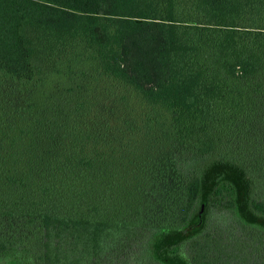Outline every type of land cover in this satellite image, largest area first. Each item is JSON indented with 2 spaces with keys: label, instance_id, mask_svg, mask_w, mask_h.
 <instances>
[{
  "label": "trees",
  "instance_id": "1",
  "mask_svg": "<svg viewBox=\"0 0 264 264\" xmlns=\"http://www.w3.org/2000/svg\"><path fill=\"white\" fill-rule=\"evenodd\" d=\"M128 244L264 264V0H0V264Z\"/></svg>",
  "mask_w": 264,
  "mask_h": 264
},
{
  "label": "rangeland",
  "instance_id": "2",
  "mask_svg": "<svg viewBox=\"0 0 264 264\" xmlns=\"http://www.w3.org/2000/svg\"><path fill=\"white\" fill-rule=\"evenodd\" d=\"M234 226L236 227V222L230 215L229 210L213 207L208 215V223L204 232L214 240H220L227 244L230 239L238 236Z\"/></svg>",
  "mask_w": 264,
  "mask_h": 264
},
{
  "label": "flooded vegetation",
  "instance_id": "3",
  "mask_svg": "<svg viewBox=\"0 0 264 264\" xmlns=\"http://www.w3.org/2000/svg\"><path fill=\"white\" fill-rule=\"evenodd\" d=\"M133 244H128L127 248L124 246L121 252L112 255V259H103L97 264H160L158 262H151L147 260L137 261L136 258H141L142 254L134 252ZM126 248V250H125ZM179 250L186 255L191 253L189 242H183L179 245ZM127 251V252H124ZM145 257V255H143Z\"/></svg>",
  "mask_w": 264,
  "mask_h": 264
}]
</instances>
